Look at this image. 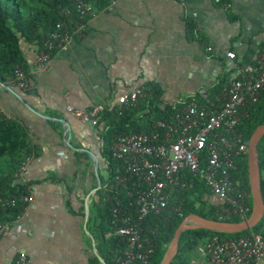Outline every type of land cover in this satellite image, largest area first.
<instances>
[{"label": "crops", "instance_id": "1", "mask_svg": "<svg viewBox=\"0 0 264 264\" xmlns=\"http://www.w3.org/2000/svg\"><path fill=\"white\" fill-rule=\"evenodd\" d=\"M226 4L113 0L90 19L82 41L56 53L51 69L34 77L32 92L0 84V112L28 130L34 198L19 224L0 237V264L16 262L21 252L30 264H89L95 254L85 205L108 166L103 139L67 108L113 109L120 96L143 85L159 91V99L152 97L165 111L202 91L214 95L255 59L264 38V0ZM23 47L31 69L35 52ZM148 115V109L138 113Z\"/></svg>", "mask_w": 264, "mask_h": 264}, {"label": "built area", "instance_id": "2", "mask_svg": "<svg viewBox=\"0 0 264 264\" xmlns=\"http://www.w3.org/2000/svg\"><path fill=\"white\" fill-rule=\"evenodd\" d=\"M213 1L227 7L226 0ZM96 12L94 5L85 0H72L70 6L60 7V21L35 53L30 71L16 67L6 86L32 92L34 77L51 69L56 53L67 51L86 36L89 21ZM227 58L236 60L237 55L228 52ZM149 95L150 87L143 85L120 96L118 105L109 111H116L121 117L128 110L138 108ZM263 95L264 38L255 59L233 73L227 86L214 95L201 92L205 103L196 99L180 103L170 116L157 120L148 130L124 132L114 137L112 154L118 164L117 174L103 199L110 205V225L117 238L114 264H150L158 247L151 236L157 233V228L151 226V217L169 219L164 216L168 213L185 218V200L181 195L193 190L196 180H202L209 188V199L217 205L216 215L220 221L234 218L245 221L250 217V195L233 176L239 172L240 160L248 155L241 123L249 118L251 107L257 105ZM67 111L90 126L98 141L102 140L104 124L99 117L102 108L69 106ZM7 119L12 120L10 116ZM30 162L31 157H27L12 179L13 186L28 188V193L22 197V211L12 222L0 225V237L19 224L34 201L28 175ZM260 174L264 181V164ZM17 205L15 197L0 199L3 212ZM189 263L263 264L264 235L251 232L239 238L210 237L197 248ZM12 264H30L28 255L21 252Z\"/></svg>", "mask_w": 264, "mask_h": 264}, {"label": "trees", "instance_id": "3", "mask_svg": "<svg viewBox=\"0 0 264 264\" xmlns=\"http://www.w3.org/2000/svg\"><path fill=\"white\" fill-rule=\"evenodd\" d=\"M71 1L0 0V84L7 85L9 78L14 75L16 67L22 68L25 72L30 71V62L23 45L31 46L35 53L41 49L46 38L54 31L56 24L60 21L58 9L70 6ZM85 1L94 5L98 11L106 10L111 4L110 0ZM75 38L78 39V36L75 35ZM148 87H150V95L142 100L138 108L128 110L121 117L116 115V111L111 112L109 111L110 108H104L99 116L101 123L104 124V131L101 135L103 139L101 152L108 166V180L103 181L100 177L103 186L96 193L91 203L88 228L96 241L100 256L106 264H114L117 243V238L113 236V229L110 225V205L105 204L103 200L106 188L114 181L117 174L118 164L113 160L112 141L115 136L124 132L148 130L163 115H169L174 111V108L169 107L166 108V111L162 110L152 97L155 96L159 99L161 94L153 87ZM193 99L205 103L201 95L190 98L187 102ZM146 109L149 110V115L145 118L138 117V113L140 114ZM261 125H264V95L257 105L251 107L249 118L241 123V130L247 145L256 128ZM31 152L27 128L18 119L8 120L7 116L0 112V199L15 197L18 200V205L14 209L6 212L0 210V225L12 222L22 211V197L28 193V188L25 185L13 186L12 179ZM258 154L260 169H262L264 164V138L259 143ZM233 180L240 183L241 188L249 193L248 204L252 209L253 199L249 179L248 155L240 160L239 172L233 176ZM261 184L264 196L263 180ZM181 196L185 200V218L190 214H197L208 219L219 220L216 215L217 205L209 199L211 197L210 190L202 180H196L195 188L191 191H184ZM164 216L169 217V219L156 217L150 219L151 226L157 228V233L151 236L155 238L158 245L150 264H161L176 230L185 220V218H179L178 216L172 217L168 213H165ZM241 221L239 218H234L228 222L239 223ZM251 232L264 235V217L251 231L239 234L205 229L185 231L181 236L178 254L172 264H190L191 257L205 239L210 237H219L220 239L239 238L247 236ZM89 264L102 263L96 255H93Z\"/></svg>", "mask_w": 264, "mask_h": 264}, {"label": "water", "instance_id": "4", "mask_svg": "<svg viewBox=\"0 0 264 264\" xmlns=\"http://www.w3.org/2000/svg\"><path fill=\"white\" fill-rule=\"evenodd\" d=\"M263 138H264V125H261L256 128V130L250 137L248 144V168H249L251 194L253 199V208L250 217L245 221H241L239 223H232V222L208 219L197 214L188 215L176 230L172 242L163 257V260L161 261V264L173 263L179 251L181 236L185 231L205 229L208 231H218L228 234H239L245 231H251L255 226H257L262 221L264 217V196H263L262 184H261L258 146ZM97 180H98V187L93 190V194H90L88 196L85 205V211H86L85 230L87 235L92 239L94 254L101 260L102 264H106L105 261L100 256L94 237L87 229V224L90 219V200L92 198L91 196L92 195L94 196L102 188L101 180L98 175H97Z\"/></svg>", "mask_w": 264, "mask_h": 264}, {"label": "rangeland", "instance_id": "5", "mask_svg": "<svg viewBox=\"0 0 264 264\" xmlns=\"http://www.w3.org/2000/svg\"><path fill=\"white\" fill-rule=\"evenodd\" d=\"M100 174H101V176L104 178V180L105 181H107L108 180V174L105 172V171H100ZM97 201H98V199H97Z\"/></svg>", "mask_w": 264, "mask_h": 264}, {"label": "clouds", "instance_id": "6", "mask_svg": "<svg viewBox=\"0 0 264 264\" xmlns=\"http://www.w3.org/2000/svg\"><path fill=\"white\" fill-rule=\"evenodd\" d=\"M2 114H3V113H2ZM3 115H5V114H3ZM5 116H7V115H5ZM12 120H13V118H12ZM95 195H96V194H95ZM95 195H94V196H95ZM94 196H93V199H94Z\"/></svg>", "mask_w": 264, "mask_h": 264}]
</instances>
